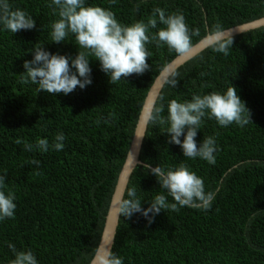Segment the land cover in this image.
<instances>
[{
  "label": "trees",
  "instance_id": "trees-1",
  "mask_svg": "<svg viewBox=\"0 0 264 264\" xmlns=\"http://www.w3.org/2000/svg\"><path fill=\"white\" fill-rule=\"evenodd\" d=\"M10 3L32 15L36 28L15 34L0 31V174L7 173L17 204L15 217L0 222V264L13 259L9 243L32 250L39 264H90L146 96L180 54L149 44L151 68L143 74L111 84L99 61L92 60L93 83L85 89L77 86L68 95L38 92L36 85L22 82L24 62L33 58L31 48L40 42L53 53L75 56L78 46L72 36L59 44L49 41V26L58 18L50 0ZM89 3L111 8L125 24L146 21L157 6L169 14L182 12L189 28L199 29L192 46L209 34L264 17V0ZM216 44L172 74L155 107L163 105L166 116L170 100L223 91L232 83L253 122L225 128L205 119L196 139L199 144L204 137H216L219 147L212 165L185 158L181 147L168 143L169 135L149 120L140 155L143 164L134 170L127 191L135 187L147 208L162 189L144 165L181 162L204 179L206 190L219 191L208 211L162 210L151 223L141 213L121 215L112 252L124 264H264V27L233 37L227 55L215 51ZM172 79L178 80L175 87ZM59 132L66 136L62 151L29 152L15 143L18 138L51 142Z\"/></svg>",
  "mask_w": 264,
  "mask_h": 264
},
{
  "label": "clouds",
  "instance_id": "clouds-1",
  "mask_svg": "<svg viewBox=\"0 0 264 264\" xmlns=\"http://www.w3.org/2000/svg\"><path fill=\"white\" fill-rule=\"evenodd\" d=\"M116 2L110 0L112 4ZM49 7L58 17L49 26V41L59 44L70 41L68 38L72 36L78 46V54L68 56L53 53L39 42L30 50L33 58L24 62L22 82L34 84L38 92L45 91L52 95H68L77 86L85 89L91 85L92 60H98L110 83L116 84L122 79L127 80L132 74H143L151 68L148 63L151 57L147 47L149 44H155L158 48L167 46L170 51L181 55L192 47V36L199 35V29L189 28L182 12L169 14L159 6L153 8L146 21L141 19L131 24L121 23L111 8L89 3V0H50ZM34 28L36 20L26 10L14 9L10 0H0V31L15 34ZM154 29L156 31H152ZM231 44L233 37L219 41L214 50L227 55ZM177 83L176 79L170 80L173 87ZM164 111L163 105L155 107L150 119L161 127L162 133L169 135L168 143L180 146L185 158H199L212 165L216 163L219 147L216 137H204L199 144L196 139L205 119H214L225 128L232 124L243 128L253 122L250 109L232 83L223 91L193 93L191 99L185 100L172 99L168 102L166 116L163 115ZM65 140V134L59 132L51 142L47 138H38L35 143L18 138L15 143L23 145L25 151L48 153L50 150L62 151ZM32 163L38 164L39 161ZM144 167L156 176L162 191L155 194L145 208L137 189L130 188L119 205L124 217L141 213L151 223L162 210L168 213L179 212L183 207L202 211L211 209L219 189L206 190L204 179L186 163L169 167L158 164L154 168L146 164ZM15 200V192L8 187L7 173L0 174V222L15 217ZM8 247L13 253L10 264H39L32 250H18L12 243ZM100 259L103 264H124L123 258L112 251L100 256Z\"/></svg>",
  "mask_w": 264,
  "mask_h": 264
},
{
  "label": "water",
  "instance_id": "water-1",
  "mask_svg": "<svg viewBox=\"0 0 264 264\" xmlns=\"http://www.w3.org/2000/svg\"><path fill=\"white\" fill-rule=\"evenodd\" d=\"M262 27H264V17L252 22L226 29L222 32L209 34L200 42L192 46L189 51L177 56L174 60H172L155 79L146 96L144 105L138 118V123L135 129L133 140L130 145L128 156L120 173L118 183L112 197L110 208L106 217V222H104L105 226L101 241L98 246L99 252L96 251V254L90 264H103L100 256L106 255L108 251H113L119 227L118 223L120 222L121 217L119 205L122 199L125 198L128 184L134 170L138 165L143 164L140 160V155L148 130V125L150 123L149 120L151 118L152 111L155 108L156 103L160 97V94L163 91L165 84L167 83L169 78L178 68L188 63L219 41L229 39L252 30L260 29Z\"/></svg>",
  "mask_w": 264,
  "mask_h": 264
}]
</instances>
